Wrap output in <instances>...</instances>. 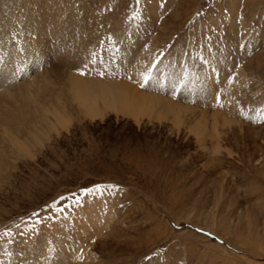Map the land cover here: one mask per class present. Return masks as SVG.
<instances>
[{
    "label": "rangeland",
    "instance_id": "obj_1",
    "mask_svg": "<svg viewBox=\"0 0 264 264\" xmlns=\"http://www.w3.org/2000/svg\"><path fill=\"white\" fill-rule=\"evenodd\" d=\"M62 3L92 55L73 74L165 98L177 114H82L20 157L0 188V264H31L42 239L47 264H264V0ZM20 33L25 73L49 53ZM107 185L118 187L85 191Z\"/></svg>",
    "mask_w": 264,
    "mask_h": 264
},
{
    "label": "bare ground",
    "instance_id": "obj_2",
    "mask_svg": "<svg viewBox=\"0 0 264 264\" xmlns=\"http://www.w3.org/2000/svg\"><path fill=\"white\" fill-rule=\"evenodd\" d=\"M34 1L20 0V3H18L19 7L15 8L17 10L12 11L10 8L15 5L16 0H0V188L4 183H9L12 172L17 168L15 164L20 157H29L32 149L39 144L41 145L48 138V134L51 131L65 127L66 122L73 117L84 114L92 118L98 115L99 111L107 110L129 114L135 118L144 114L150 117H156L163 113H170L174 116L177 114L176 104L165 98L161 99L154 95L145 94L139 89L124 83H94L87 81L79 75L80 69L78 70L79 74H73L74 70L77 71L78 68L83 66L86 59L84 56L91 55L85 50L86 45L84 43L81 44L82 42L79 43L82 40L81 22H71L69 24L68 18L70 16L67 18L65 13L69 9H66V6L62 3L64 0H40L39 4L44 7L42 10H36L35 6H33ZM72 1L75 3L80 2V0ZM50 3L54 6L50 7ZM20 13L24 16L19 15ZM33 15H37V21ZM18 18L21 21L25 19L26 22L19 24ZM76 20L79 21L78 17ZM56 30L58 32L55 33ZM64 30L65 32H63ZM20 31L23 32V36L27 39H38L45 51L44 54L49 53L47 57H43V64L40 63L39 65L35 60L34 63L31 62L32 66L29 70L26 65L25 70H23L24 72L27 70L25 73H22L19 68L21 52L18 44L21 35ZM49 31H51V38L56 36V34L57 39L58 37L61 38L59 41L60 46L55 43L48 48V42L45 43L44 36L49 35ZM110 33L112 32L110 31ZM66 34L69 35V41L63 37ZM111 36L110 38H113ZM52 40H56V37ZM64 43L67 46L66 50H64ZM117 47L118 45L116 44H108L106 53L111 56L121 54L122 57H127L124 49ZM177 57L181 56L178 55ZM174 58L175 60L177 59L176 57ZM84 65L87 64L85 63ZM163 67L165 68V65ZM183 86L187 88L188 82L184 83ZM197 118L200 119L201 117L198 116ZM224 123H227V121H224ZM221 127L223 126L221 125ZM262 231L264 235V229ZM77 232L76 234H78ZM79 232L81 234V230ZM48 249L49 245L46 244L45 239H42L40 244L38 242V245L30 251V256L33 257L31 264H47L46 255L51 252ZM260 249H263V246ZM27 258L29 259L28 256ZM58 259L59 261L56 264H69L62 257H58ZM18 262L20 264L17 258L16 263Z\"/></svg>",
    "mask_w": 264,
    "mask_h": 264
},
{
    "label": "snow or ice",
    "instance_id": "obj_3",
    "mask_svg": "<svg viewBox=\"0 0 264 264\" xmlns=\"http://www.w3.org/2000/svg\"><path fill=\"white\" fill-rule=\"evenodd\" d=\"M83 74V73H82ZM143 79L145 81V83H147L148 79H149V76L147 74H145L143 76ZM144 85L142 84L141 87H143ZM118 186L116 185H107V186H96L95 189H87L85 190L86 193H93V192H96V193H102L103 191L105 190H108V189H116Z\"/></svg>",
    "mask_w": 264,
    "mask_h": 264
}]
</instances>
